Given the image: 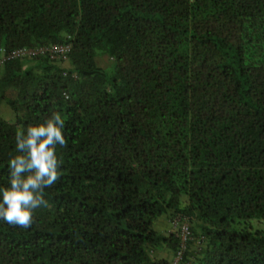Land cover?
Instances as JSON below:
<instances>
[{
	"label": "trees",
	"instance_id": "16d2710c",
	"mask_svg": "<svg viewBox=\"0 0 264 264\" xmlns=\"http://www.w3.org/2000/svg\"><path fill=\"white\" fill-rule=\"evenodd\" d=\"M51 44L0 62V201L18 132L58 111L67 140L0 264H264V0H0V57Z\"/></svg>",
	"mask_w": 264,
	"mask_h": 264
},
{
	"label": "clouds",
	"instance_id": "9594fccd",
	"mask_svg": "<svg viewBox=\"0 0 264 264\" xmlns=\"http://www.w3.org/2000/svg\"><path fill=\"white\" fill-rule=\"evenodd\" d=\"M64 124L62 114L57 111L44 124L29 127L26 136L23 131L17 133V150L27 148V167L34 168L35 172L22 178L25 157L17 155L10 159L9 168L14 170L9 173L10 187L3 190L0 220L26 229L35 222L36 209L48 205L44 190L52 187L61 175L58 163L61 165L62 160L58 158L56 148L57 145L67 146Z\"/></svg>",
	"mask_w": 264,
	"mask_h": 264
},
{
	"label": "built area",
	"instance_id": "2783aa9c",
	"mask_svg": "<svg viewBox=\"0 0 264 264\" xmlns=\"http://www.w3.org/2000/svg\"><path fill=\"white\" fill-rule=\"evenodd\" d=\"M68 51L67 44H51L49 46H38L32 48L20 47L9 51L0 57V62L14 57H32L38 54H46L50 58L61 57L64 58L65 53ZM180 238L184 240L188 235L187 225L182 221L179 226ZM179 258V251L176 252L172 260V264H176Z\"/></svg>",
	"mask_w": 264,
	"mask_h": 264
},
{
	"label": "rangeland",
	"instance_id": "374dc122",
	"mask_svg": "<svg viewBox=\"0 0 264 264\" xmlns=\"http://www.w3.org/2000/svg\"><path fill=\"white\" fill-rule=\"evenodd\" d=\"M96 64H98L101 67H109V60L105 56H98L95 58ZM0 119L12 122L14 121V115L11 112V110L7 107V105L3 102L0 101ZM250 222V230L252 231H263L264 232V219H258V218H252L249 220ZM152 228L161 232L164 229L170 227L168 223L166 222L165 215H159L157 216L153 221H152ZM157 250L152 251V254L155 255L157 254ZM164 256H169V250L165 249L162 250ZM159 253V252H158Z\"/></svg>",
	"mask_w": 264,
	"mask_h": 264
}]
</instances>
